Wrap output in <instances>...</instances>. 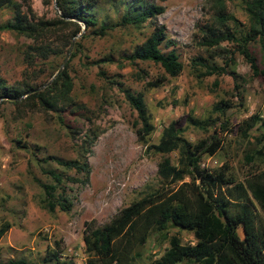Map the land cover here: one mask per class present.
I'll return each instance as SVG.
<instances>
[{
  "label": "rangeland",
  "instance_id": "1",
  "mask_svg": "<svg viewBox=\"0 0 264 264\" xmlns=\"http://www.w3.org/2000/svg\"><path fill=\"white\" fill-rule=\"evenodd\" d=\"M122 1L97 0L92 12L98 21L114 23L122 14ZM149 1L164 6L156 21L172 43L160 48L177 54L182 69L176 76L163 73L151 61L126 59L151 31L146 22L114 27L102 37L69 36L70 29L63 27L36 40L0 31V78L5 87L19 91L43 88L66 56L62 68L71 82L68 97L54 108H31L0 97V223L10 224L0 237V264L9 259L56 264L43 258L48 250L57 248L59 260L82 263L87 258L81 239L84 221L103 224L130 201L164 185L156 173L162 155L147 146L158 141L162 128L171 121L192 143L209 141L211 136L220 139V148L214 153L201 154L200 164L208 170L222 168L241 181L248 172L264 167V156H254L264 144V138L259 137L264 134V75L251 73L235 42L224 40L213 47L201 42L206 26L216 24L212 0ZM16 2L30 21L57 16L53 0ZM223 2L225 11L238 23L237 31L243 33L248 21L242 0ZM11 16L9 7L0 8V23ZM226 24L233 29L230 21ZM82 28L80 23V32ZM248 47L258 68H263L259 41H250ZM211 65L222 66L224 72L203 75ZM160 73L165 75L160 85H146ZM124 89L142 94L153 126L145 142L136 138L134 129L139 120L125 99ZM26 94L16 100H23ZM220 99L229 104L223 113L213 110ZM187 115L207 119L210 125L195 127L186 121ZM250 115L259 120L244 135L237 125ZM166 155L175 163V151ZM249 155L250 160L246 158ZM52 157L85 159L89 165L85 183L65 184L71 201L68 211L56 208L48 212L38 204L43 196L39 182H50L42 169L61 170ZM64 173L83 177L74 170ZM172 234L182 244L194 242L189 231L169 227L167 236ZM166 247L167 239L154 231L137 248L139 256L131 264H149Z\"/></svg>",
  "mask_w": 264,
  "mask_h": 264
},
{
  "label": "trees",
  "instance_id": "2",
  "mask_svg": "<svg viewBox=\"0 0 264 264\" xmlns=\"http://www.w3.org/2000/svg\"><path fill=\"white\" fill-rule=\"evenodd\" d=\"M43 1L47 3L50 0ZM54 2L56 17L52 20L30 21L16 0H0V8L9 7L12 11L11 18L0 23V31L10 30L36 40L61 27L69 28V36H74L80 33L81 23V37H102L114 27L139 26L146 22L151 31L141 43L134 46L126 59L131 62L151 61L169 76L180 73L182 65L175 51H162L160 48L162 44L168 46L172 43L166 38L163 25L156 21L164 11L162 4L149 0H123L122 14L110 24L98 21L92 12L97 0ZM212 5L216 24L206 26L201 42L207 47L217 46L224 40L235 42L237 52L248 64L251 73L264 75V67L258 68L248 47L250 41L257 39L264 53V0H242L248 21V29L243 33L237 31V21L231 13L225 11L223 0H212ZM227 21L233 24V29H228ZM230 61L233 62L232 58ZM221 72H224L222 66L211 65L206 67L203 75ZM163 73L146 82V85H160L165 80ZM70 88V78L64 68L41 89L26 87L19 91L7 88L0 78V97L31 108L56 107L59 100L65 101L68 97ZM123 92L139 120V126L134 129L136 138L145 142L153 126L142 94L128 89ZM22 93H27L23 100H16ZM227 107L228 102L220 99L213 105V110L223 113ZM257 120L258 117L250 115L237 128L245 135ZM186 121L201 129L210 125L207 119L190 115L186 116ZM181 133L182 129L171 121L162 128L158 141L147 146L162 155L157 162L156 173L165 182L164 185L130 201L103 224L98 225L92 219L83 222L81 239L87 258L80 264H131L139 256L137 248L154 231L167 239V247L149 264H264V167L248 172L241 181L222 168L208 170L200 164L201 154L214 153L220 148V139L211 136L209 141L192 143ZM259 137L263 139L264 134ZM263 146L264 144L254 151L255 157L262 159ZM172 151L177 155L175 163L166 155ZM246 158L250 160L252 155ZM51 159L61 170L52 167L42 169L50 182H39L43 196L39 198L38 204L48 212H53L56 208L68 211L71 201L66 194L65 184L68 181L85 183L89 165L85 159ZM64 170H74L83 177L65 175ZM9 227L7 221L0 223V237ZM169 227L191 232L194 242L182 244L177 235L167 236ZM47 254L43 258L44 262L68 264L65 260H59L60 248L48 250ZM5 264L25 263L22 259H9Z\"/></svg>",
  "mask_w": 264,
  "mask_h": 264
},
{
  "label": "water",
  "instance_id": "3",
  "mask_svg": "<svg viewBox=\"0 0 264 264\" xmlns=\"http://www.w3.org/2000/svg\"><path fill=\"white\" fill-rule=\"evenodd\" d=\"M53 5H54V7H55V9H56V5H55V2H54V0H53ZM82 31H83V28H82ZM81 34V32L80 33H78V35H80ZM75 37V36H74ZM73 37V38H74ZM71 44H72V41H71ZM70 44V45H71ZM66 58H67V56L65 57V59L63 60V62L61 63V65H60V67L57 69V71L55 72V74L43 85V86H45V85H47L54 77H55V75L62 69V66H63V64H64V62H65V60H66ZM38 89V88H37Z\"/></svg>",
  "mask_w": 264,
  "mask_h": 264
}]
</instances>
